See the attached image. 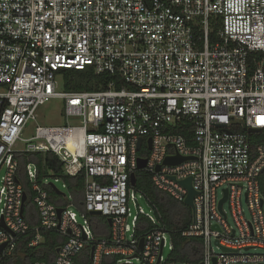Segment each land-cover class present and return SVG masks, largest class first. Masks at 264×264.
<instances>
[{
  "label": "built area",
  "instance_id": "1",
  "mask_svg": "<svg viewBox=\"0 0 264 264\" xmlns=\"http://www.w3.org/2000/svg\"><path fill=\"white\" fill-rule=\"evenodd\" d=\"M88 68L109 75L105 88L60 90L62 71ZM50 99L62 101L67 124H38L24 139ZM251 128L264 130V0H0V264L22 238L33 234L34 247L47 231L65 241L53 261L34 264H171L161 213L146 212L139 195L150 200L131 185L139 170L184 204L181 181L192 178L194 211L182 235L203 239L198 264H264V144L253 146ZM49 151L64 174L84 175V211L67 193L69 203L51 202L47 187L56 183L38 182L28 163L40 221L33 226L20 159ZM178 155L185 159L165 164ZM92 216L111 218L108 235L96 234ZM141 216L153 227L138 235Z\"/></svg>",
  "mask_w": 264,
  "mask_h": 264
},
{
  "label": "trees",
  "instance_id": "2",
  "mask_svg": "<svg viewBox=\"0 0 264 264\" xmlns=\"http://www.w3.org/2000/svg\"><path fill=\"white\" fill-rule=\"evenodd\" d=\"M64 78V89L67 91L75 90H99L107 86L109 75L96 74L93 69H66L61 72ZM180 134H186L185 131L179 130ZM251 140L253 146L258 143L264 144V130L258 133H252ZM141 156L148 154L147 150L139 152ZM33 163L38 169L37 181L44 184V180L48 177H60L70 195H72L71 203L79 211H84V182L83 174L77 177H71L64 174L63 164L58 156L53 152H33L20 159V168L18 180L24 186L27 192V202L25 206V215L30 223L34 226L39 221L38 210L34 202V193L31 189V183L26 172V165ZM136 189L143 192L150 200L149 205L153 208L156 206L162 215V222L170 231V236L174 243V249L169 256V263H191L198 264L202 260L203 239L200 237L187 238L182 235V230L186 229L192 221V210L184 203L177 201L168 192L160 189L153 181L152 176L144 170L137 171ZM260 184L264 194V172L260 177ZM49 190L50 201L57 205H65L68 202L62 194L57 193L54 189L47 187ZM104 218L92 216L94 230L97 235H108V226L106 218L104 222L95 224V219ZM104 223V224H103ZM103 225V226H102ZM153 224L145 216H141L137 223V234H143L151 229ZM33 234L24 237L19 242L15 256L11 257L7 264H34L36 261L42 260L51 262L54 260L57 249L65 241L58 231H47L43 233L42 242L34 247L28 246V241ZM107 264H112L110 258H106ZM84 264V263H83Z\"/></svg>",
  "mask_w": 264,
  "mask_h": 264
},
{
  "label": "rangeland",
  "instance_id": "3",
  "mask_svg": "<svg viewBox=\"0 0 264 264\" xmlns=\"http://www.w3.org/2000/svg\"><path fill=\"white\" fill-rule=\"evenodd\" d=\"M57 80H58V85H59L60 90H63L64 89V85H63L64 84V78L62 76H60L57 78ZM38 114H39V116L37 118V121L31 120L27 123L26 128L22 134L24 139L29 140L34 136V133L36 131V126L38 124L39 125H46V126H62V125L67 124V117L63 111V103L60 99L48 100L45 105H43L42 107L39 108ZM34 142H36V141H34ZM23 143L26 144L27 141H23ZM4 174H5V169H3L0 172L1 176H3ZM48 178L49 179L46 178L45 181L48 180L49 183L55 182L59 188H61L63 191H65L67 193V195H70L67 188L64 187V183L62 180L59 179L58 181H55L56 177H51V178L48 177ZM139 204L143 207V209L146 212H151L152 214H155L154 209L149 205L147 200L144 197H141L140 195H139ZM224 208L227 211V213L229 214V218H228L229 224L233 225L234 220L232 217V213H231V209H230L229 204L226 203L224 205ZM243 208H244V212H245L246 217L251 218L250 208H249L248 202H247L245 197L243 198ZM132 210H133V213L135 214L134 205H132ZM97 217H101V216H97ZM79 219L81 222H83V220H84L81 215L79 216ZM100 221L104 222V218L95 219V224L98 225ZM128 223L129 224L132 223V217H130ZM108 225L109 224L107 223V226ZM128 234H130V233H128ZM170 242H171L170 235H168V244L164 249V257L166 259L169 258V256L171 255V252H172V250L170 248V246H171ZM214 250L216 252H219L220 249L218 247H216L214 244ZM262 252H263V249H261V248L253 249L251 251V253H262ZM172 264H191V263L175 262Z\"/></svg>",
  "mask_w": 264,
  "mask_h": 264
},
{
  "label": "water",
  "instance_id": "4",
  "mask_svg": "<svg viewBox=\"0 0 264 264\" xmlns=\"http://www.w3.org/2000/svg\"><path fill=\"white\" fill-rule=\"evenodd\" d=\"M249 131L251 133H257V132H261L262 129L261 128H251ZM148 142H149V147L151 148L152 147V138H149ZM140 144H141V142L139 143L138 148H140ZM184 159H185L184 157H181L179 155L178 156H175V157H167V159L165 160V164L175 165V164H178V163L182 162ZM146 162H147L146 159L140 158L139 161H138V168L139 169H143L146 166ZM158 169H159V167H158ZM136 180H137V175H136V173H133L131 175V180H130L131 185L135 186L136 185ZM181 184L184 187H186L188 189V191H189L188 196H187V198L185 200V204L187 206H189L192 209V211H194V197H195V195H196L197 192L193 189V186H192V178L189 177L187 179L182 180L181 181ZM51 187L57 193L62 194L63 196H66V192L59 190V188L54 183H51ZM26 199H27V194L24 195V200L26 201ZM226 200H227V190H225V196H224V198L219 203V208L221 210H222L223 203ZM62 212H63V208H59L58 209L59 215H61ZM91 213L93 215H100L101 214L100 211H93ZM108 223H109V225L112 224L111 218H108ZM214 228H218L219 229V226L215 225ZM143 242H144V239H142L141 240V243H140V248L141 249H143ZM223 250L224 251H230L227 248H223ZM57 251H59V249H57ZM93 252H94V247H92V253H91L92 256H93ZM158 263H159V261H158ZM214 264H216V263H214Z\"/></svg>",
  "mask_w": 264,
  "mask_h": 264
}]
</instances>
